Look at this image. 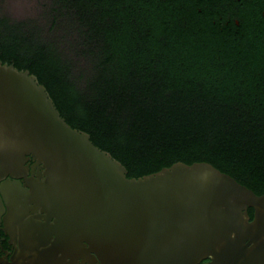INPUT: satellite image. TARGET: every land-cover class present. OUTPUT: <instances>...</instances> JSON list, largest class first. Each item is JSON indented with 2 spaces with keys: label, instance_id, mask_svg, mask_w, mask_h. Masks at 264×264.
<instances>
[{
  "label": "trees",
  "instance_id": "obj_1",
  "mask_svg": "<svg viewBox=\"0 0 264 264\" xmlns=\"http://www.w3.org/2000/svg\"><path fill=\"white\" fill-rule=\"evenodd\" d=\"M44 1L41 22L0 17V61L126 178L206 163L264 194V54L195 14L185 28L180 0Z\"/></svg>",
  "mask_w": 264,
  "mask_h": 264
},
{
  "label": "water",
  "instance_id": "obj_2",
  "mask_svg": "<svg viewBox=\"0 0 264 264\" xmlns=\"http://www.w3.org/2000/svg\"><path fill=\"white\" fill-rule=\"evenodd\" d=\"M28 156L44 177L28 198L54 218L59 243L77 256L94 253L102 264H264V194L206 163L126 178L120 163L64 122L34 76L0 61V171L16 177Z\"/></svg>",
  "mask_w": 264,
  "mask_h": 264
},
{
  "label": "flooded vegetation",
  "instance_id": "obj_3",
  "mask_svg": "<svg viewBox=\"0 0 264 264\" xmlns=\"http://www.w3.org/2000/svg\"><path fill=\"white\" fill-rule=\"evenodd\" d=\"M180 4L185 28L195 21L211 22L222 38L235 40L227 41L226 47L249 45L252 54H264V0H180ZM188 14H195L196 20ZM42 172L30 156L16 177L0 171V264H102L94 253L77 256L59 243L54 218L34 208L28 198L30 185L44 181Z\"/></svg>",
  "mask_w": 264,
  "mask_h": 264
},
{
  "label": "rangeland",
  "instance_id": "obj_4",
  "mask_svg": "<svg viewBox=\"0 0 264 264\" xmlns=\"http://www.w3.org/2000/svg\"><path fill=\"white\" fill-rule=\"evenodd\" d=\"M44 0H0V17L9 19L12 23L31 18L41 22Z\"/></svg>",
  "mask_w": 264,
  "mask_h": 264
}]
</instances>
